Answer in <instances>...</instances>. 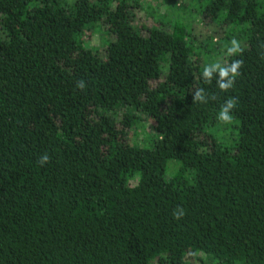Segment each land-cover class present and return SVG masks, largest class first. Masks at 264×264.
<instances>
[{"label":"trees","instance_id":"trees-1","mask_svg":"<svg viewBox=\"0 0 264 264\" xmlns=\"http://www.w3.org/2000/svg\"><path fill=\"white\" fill-rule=\"evenodd\" d=\"M140 1L0 0V264H264V0Z\"/></svg>","mask_w":264,"mask_h":264},{"label":"rangeland","instance_id":"rangeland-1","mask_svg":"<svg viewBox=\"0 0 264 264\" xmlns=\"http://www.w3.org/2000/svg\"><path fill=\"white\" fill-rule=\"evenodd\" d=\"M177 4H182L184 0H174ZM169 1H163V0H141L140 4L141 6L139 8L133 9L135 12V24L141 27V32H146V27H150L153 25H158L159 22H161L164 27H168L170 23L166 22L164 19H166V16H171V21H174V18L176 16L180 15L182 17H185L188 19L187 26L191 27L193 29L194 34L196 35L197 39L202 37V35L206 33H210L212 30H214L213 24H206L205 22H201L197 16L191 17L194 14L190 15L188 13V9L186 7H183L181 9H176L171 7L169 5ZM188 4V3H187ZM157 12L159 15H154L152 12ZM161 14V15H160ZM171 14V15H170ZM175 14V15H174ZM178 14V15H176ZM165 15V17H164ZM169 18V17H167ZM144 25V27H142ZM200 32V33H199ZM202 32V33H201ZM99 35L95 34L92 37L97 38ZM141 133H139L137 136L134 137V134L131 136V138L134 137V140L141 139ZM137 137V138H136ZM189 264H199L198 260H196L193 257L187 258ZM205 264H219L215 259L209 258V260L205 259Z\"/></svg>","mask_w":264,"mask_h":264},{"label":"clouds","instance_id":"clouds-1","mask_svg":"<svg viewBox=\"0 0 264 264\" xmlns=\"http://www.w3.org/2000/svg\"><path fill=\"white\" fill-rule=\"evenodd\" d=\"M241 49L237 41L233 40L231 42V47L228 48L229 54H234L240 52ZM240 67V62L236 61L229 66H221L219 63H213L209 66H206L203 70V76L205 79H211L214 74L218 73L219 79L217 81L218 86L222 90H227L233 84L235 77L239 74L238 69ZM84 84L81 82L79 87H83ZM194 100L199 102H207V97L204 91L201 89L196 92L194 96ZM236 106V102L234 99L227 100L221 107L218 112L217 118L224 122L225 124H230L233 120L232 117V109ZM49 161L48 154H43L39 158V163L41 165L47 163Z\"/></svg>","mask_w":264,"mask_h":264}]
</instances>
